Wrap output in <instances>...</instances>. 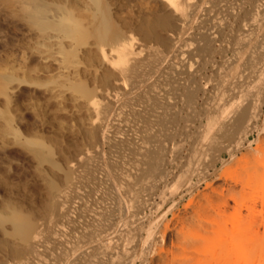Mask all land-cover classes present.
<instances>
[{
	"label": "bare ground",
	"instance_id": "1",
	"mask_svg": "<svg viewBox=\"0 0 264 264\" xmlns=\"http://www.w3.org/2000/svg\"><path fill=\"white\" fill-rule=\"evenodd\" d=\"M0 33V264L166 263L168 232L264 264V229L247 234L264 226V0H0ZM182 132L186 157L166 143ZM231 208L230 240L184 229Z\"/></svg>",
	"mask_w": 264,
	"mask_h": 264
},
{
	"label": "rangeland",
	"instance_id": "2",
	"mask_svg": "<svg viewBox=\"0 0 264 264\" xmlns=\"http://www.w3.org/2000/svg\"><path fill=\"white\" fill-rule=\"evenodd\" d=\"M1 33H0V51H1ZM217 57H215L214 58V60L215 61H217V64H219L221 61H222V58L220 57V55H216ZM247 73H249V69L247 68V67H243L242 68V73H241V78L240 79H242L243 81H246V79H247V77L250 75V74H248L247 75ZM250 73H251V71H250ZM209 74V73H208ZM210 74H211V72H210ZM247 76V77H246ZM209 87V89L208 90H211V92L210 91H208V92H210L209 94L210 95H212V96H215V94L217 93V91H216V87H215V84L214 83H210V85L208 86ZM211 93H213V94H211ZM261 109H262V111H263V114H264V104H262L261 105ZM192 119H194V120H192ZM202 120H204L205 121V119L204 118H202ZM199 123H200V119H195V118H191L190 120H188L187 122H183V126H181L180 127V129L182 128V131H183V128H188V127H192V129L194 128H196V125H199ZM264 123V121L262 120V121H260V124L262 125ZM193 124H196V125H194V126H192ZM258 136H259V132L258 131H255V133L251 136V139L252 140H255L256 138H258ZM183 137V138H182ZM256 137V138H255ZM184 140V141H182V139ZM260 138H261V140L260 141H263L264 140V133H262L261 134V136H260ZM186 139V140H185ZM190 138H188V136H186V134H184L183 132L182 133H179V135L177 136V138L175 139V140H173L172 142H166L167 144H169V147H171V145H172V147H182L183 145V156L184 157H186L187 156V154H188V150L190 149V147H191V140H189ZM178 140V141H177ZM190 143H189V142ZM260 141H257V142H255L254 143V147H257V145L260 143ZM184 142H186V143H184ZM179 146H178V145ZM190 144V145H189ZM168 146V145H167ZM202 152V151H201ZM245 152H247V151H245ZM248 153V152H247ZM250 157L252 156L250 153L248 154ZM227 169V167H225V168H222L219 172L221 173V172H223V171H225ZM180 169H177V171H179ZM172 176V175H171ZM171 176H169V178H168V186L170 187L171 185H172V183H173V177L171 178ZM161 187H162V189L165 187V185H164V182H162L161 183ZM164 191H165V189H164ZM161 192V191H160ZM261 195V194H260ZM250 196L251 195H248V196H245V198L247 199L248 197L250 198ZM255 197V196H254ZM254 197H252L251 199H253ZM245 198H242L243 200H244V202H243V200L241 199L240 200V203L242 202V206L243 207H245L244 209H242L243 211H242V215H243V213H244V217L245 218H243L244 220H242L241 218H239V217H237V219H235L234 220V222L232 221V219H230V217H232V214H233V211H234V209L233 208H231L230 209V213H228L227 215V217H226V219L228 220L227 221V223H225V222H222V224L221 225H212V224H208V225H206V226H204V227H199V226H195V225H191V224H187V225H185V231H187V232H189V233H194V234H196V235H201V236H205L206 235V233L207 232H209V233H211V232H214V231H216V232H218L220 235V237L222 238V239H226V240H230L231 239V236H233V234H235V233H237L239 230H241L240 229V227H238V223L240 222V219L242 220V222H247L248 220L250 221L251 219H252V221H255V219H253V216L254 215H250L249 214V211H248V209L246 210V208L247 207H250L249 205L247 206V202L249 203V204H251V206H252V204L254 205V203H252L253 201H255V204H256V202H257V204H262V201H261V199H260V197H258V196H256L255 198H259L258 200H246ZM248 198V199H249ZM160 196H159V193H158V195H157V197H156V201L157 202H160ZM232 204H234L233 203V201H232ZM244 204V205H243ZM254 205L253 207H255V208H257V212L259 211V210H261L262 211V215L264 214V207H263V204L262 205ZM168 206H169V204H168ZM261 206V207H260ZM242 207V208H243ZM233 209V210H232ZM244 210H246V211H244ZM256 212V211H255ZM260 212V211H259ZM259 212L257 213V215H259L258 216V219H257V221H255L256 223L259 221V222H263L264 221V216H262V215H260L259 214ZM246 213H248L249 214V217L246 219ZM247 214V215H248ZM257 215L255 214V216H254V218L255 217H257ZM242 217V216H241ZM261 217H263V220L261 219ZM236 218V217H235ZM261 220V221H260ZM209 221L211 222V221H217V222H219V221H221V219L219 218V217H213V218H211V219H209ZM254 222V223H255ZM259 222L257 223V224H259ZM243 223V224H244ZM262 226H263V224H261ZM254 226V229L256 230H253V228H251V230L249 229L248 231H249V233H247L248 231H246V233L250 236V233L251 232H253V235L251 234V236L253 237L256 233H262V230L264 229L262 226ZM245 226H249V224H247V225H245ZM245 226H244V228H245ZM247 228V227H246ZM259 228L260 230H257V229ZM247 230V229H246ZM161 231V230H160ZM258 231V232H257ZM261 231V232H260ZM256 232V233H255ZM171 232H168L167 233V243L162 247L163 248V251L168 255V257L171 259V258H173V259H171V260H173V261H171L170 259H168V262H167V260H166V263H164L165 261H158V264H197V261H196V259L195 258H198V257H200V258H198V259H203V256L204 255H200V256H198L199 254H197L196 253V249L193 247L194 245H193V243L192 242H190V243H188V244H185L184 246H173L172 244H171V242H170V238H171V234H170ZM118 235V234H117ZM169 235V236H168ZM119 236V235H118ZM157 236H160L159 234L157 235ZM117 247H120L121 245H116ZM184 249V250H183ZM115 250H116V248H113V249H111L110 250V252L112 253V252H115ZM194 255V257H192ZM173 256V257H172ZM198 256V257H197ZM202 256V257H201ZM174 257H175V259L177 258L178 260H175L174 259ZM183 257V259H181ZM185 257H187V258H185ZM189 257V258H188ZM206 256H204V258H205ZM208 257V258H207ZM207 259H203L204 261H203V263H201L202 261H200L198 264H237L238 262L235 260V257H233L230 261H226V262H224L223 260H221L220 258H218L219 257V251H217V252H212V254H209V255H207ZM184 259H187V260H184ZM175 261V262H174ZM160 262V263H159ZM237 262V263H236ZM137 264H141L140 262L139 263H137ZM157 264V263H156ZM239 264V263H238ZM241 264V263H240Z\"/></svg>",
	"mask_w": 264,
	"mask_h": 264
}]
</instances>
